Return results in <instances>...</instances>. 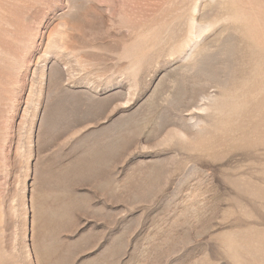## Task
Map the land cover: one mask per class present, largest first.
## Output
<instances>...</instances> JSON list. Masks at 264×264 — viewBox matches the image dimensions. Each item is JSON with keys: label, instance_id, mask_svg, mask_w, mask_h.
Returning <instances> with one entry per match:
<instances>
[{"label": "rangeland", "instance_id": "1", "mask_svg": "<svg viewBox=\"0 0 264 264\" xmlns=\"http://www.w3.org/2000/svg\"><path fill=\"white\" fill-rule=\"evenodd\" d=\"M0 264H264V0H0Z\"/></svg>", "mask_w": 264, "mask_h": 264}, {"label": "bare ground", "instance_id": "2", "mask_svg": "<svg viewBox=\"0 0 264 264\" xmlns=\"http://www.w3.org/2000/svg\"><path fill=\"white\" fill-rule=\"evenodd\" d=\"M207 25V24H206ZM188 60H193V56H192V54H190L189 56H188V58H187ZM204 97V96H203ZM204 98L205 99H207V100H204ZM204 98H202L201 97V99H203L204 101H208V102H210L211 104L213 103L214 104V102H213V100H214V96H212V95H210L209 97H207V96H205ZM203 101V102H204ZM199 106V105H198ZM200 108H201V106H199ZM199 108V109H200ZM218 106H216L215 104L212 106V105H210L209 106V110H211V111H217L218 109ZM191 126H193V128H195V129H199V130H201V131H205V129L206 128H204L203 127V124L200 122V121H195L194 123H193V125H191ZM207 130V129H206Z\"/></svg>", "mask_w": 264, "mask_h": 264}]
</instances>
